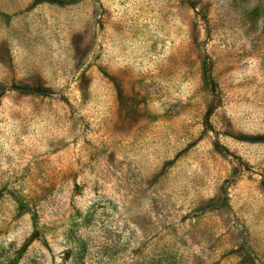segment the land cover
Returning <instances> with one entry per match:
<instances>
[{
	"label": "rangeland",
	"instance_id": "374dc122",
	"mask_svg": "<svg viewBox=\"0 0 264 264\" xmlns=\"http://www.w3.org/2000/svg\"><path fill=\"white\" fill-rule=\"evenodd\" d=\"M0 264H264V0H0Z\"/></svg>",
	"mask_w": 264,
	"mask_h": 264
},
{
	"label": "trees",
	"instance_id": "16d2710c",
	"mask_svg": "<svg viewBox=\"0 0 264 264\" xmlns=\"http://www.w3.org/2000/svg\"><path fill=\"white\" fill-rule=\"evenodd\" d=\"M208 69H209V67H208ZM208 81H209V83H210V85H211V89L213 90L215 84H214V81H213L212 77L210 76V74L208 75ZM16 200H17V201H20L19 197H16Z\"/></svg>",
	"mask_w": 264,
	"mask_h": 264
}]
</instances>
